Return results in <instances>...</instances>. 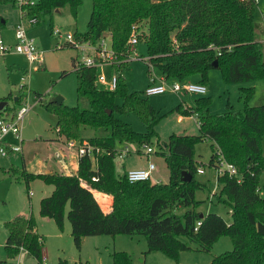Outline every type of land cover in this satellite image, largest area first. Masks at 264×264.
Here are the masks:
<instances>
[{
    "label": "trees",
    "instance_id": "16d2710c",
    "mask_svg": "<svg viewBox=\"0 0 264 264\" xmlns=\"http://www.w3.org/2000/svg\"><path fill=\"white\" fill-rule=\"evenodd\" d=\"M91 1L87 28L74 37L94 46L101 39H108L117 58L123 59L128 55L123 48L135 26L138 41L146 44L147 56H141V60L147 63L149 78L158 76L168 82L184 83L197 76V82L205 85L208 71L217 68L226 83L264 79V59L254 22L256 0ZM82 2L34 0L21 5V9L24 17H35L39 24L43 16L66 6L76 18ZM2 4L18 8L17 0H0ZM5 24L0 15V29ZM72 64L77 105L67 106L46 101L40 94L35 96L56 116L59 137L65 142L87 141L99 152L94 160L87 155L78 157V169L69 175L11 169L13 175L19 173L27 189L34 179L52 184V192L40 200V215L61 227L68 204L71 237L78 249L85 236L143 234L147 241L145 253L159 251L177 258L180 251L192 248L208 252L219 237L227 235L232 250L213 256L210 264H264V104H246L239 110L228 105L226 111L210 114L207 97L195 99L192 106L180 103L175 110L181 115H196L200 133H172L167 142L160 143L155 127L161 116L147 98L128 90L123 71L131 68V61L110 70L117 75V85L112 90L97 83V67H86L74 60ZM247 91L250 96L252 88ZM4 111L0 110V115ZM130 111L140 118L144 132L133 130L117 117ZM6 112L10 116L15 114ZM87 131L92 134H86ZM153 139L162 150L160 154L169 171L167 183L151 179L129 182L125 173L116 174L114 158L118 144L150 145ZM203 140L210 142L209 166L216 165L219 152L236 167L240 177V181L227 173L217 177L220 188L214 194L230 208L229 223L215 213L200 218L196 211L201 201L196 200L195 192L205 184L194 178L198 168L194 145ZM182 171L191 175L190 181L182 180ZM94 175L96 181L91 179ZM91 189L112 196L110 212L102 211ZM179 208L185 211L178 214ZM198 220L201 224L195 230ZM4 227L7 256L16 257L23 248L41 264L44 242L36 231L34 216L17 215L4 222ZM112 264H132V260L125 251H113Z\"/></svg>",
    "mask_w": 264,
    "mask_h": 264
},
{
    "label": "rangeland",
    "instance_id": "374dc122",
    "mask_svg": "<svg viewBox=\"0 0 264 264\" xmlns=\"http://www.w3.org/2000/svg\"><path fill=\"white\" fill-rule=\"evenodd\" d=\"M91 10L92 1L83 0L76 18L72 16L66 6L43 16L39 24L31 28L29 35L34 38L39 50L43 51L42 64L38 67L37 64L31 68L27 59L23 55L15 53L14 50L0 56V99L6 98V106L2 108L3 111L13 113L26 103L32 105L21 123V151L10 152L5 156L0 155V261H3L4 264H16V257H8L4 249L6 230L3 223L18 214L16 212L20 210V205L23 202L26 209L33 212L37 228L43 234L45 256L41 264H59L60 261L64 264H112L113 251L127 252L131 257L132 264H210L213 256L232 250L229 236L219 237L208 252L192 248L180 251L177 258H170L159 251L144 254L147 250V241L143 234L85 236L82 237L78 249L71 237V226L67 218L68 204L64 209L61 227L54 220L43 218L44 216L39 213L40 200L52 192V184L45 183L41 179H34L29 182L27 189L19 173L13 175L11 171V169L13 171L21 170L23 160L33 167L36 166L37 161H40L41 164H47L48 168L57 170L55 158L57 148L68 153L76 152V149L69 146L64 138L58 136L55 127L56 116L48 111L35 95L45 96L46 101L60 96L63 99V104L77 105L76 75L72 63L73 60L76 63L77 60L82 59L86 53L77 47L74 48L63 43L67 33L75 35L76 32L83 33L86 30ZM0 15L6 19L5 27L0 33L7 42V40H12L13 24L18 19L19 13L10 4H2L0 5ZM23 22L28 24L26 19ZM254 22L264 59V0H256ZM51 27L59 29L60 34H52ZM58 43L63 45L57 46ZM137 52L139 56H147L144 42H139ZM104 72L108 75L110 68H106ZM123 75L127 79L128 90L147 98L157 115L161 116L155 127L160 143L167 142L172 133L188 135L200 133L196 115H181L175 110V107L180 103L183 106H192L195 99L202 96L207 97L210 100L208 106L210 114L222 113L227 110L228 105L239 110L246 104L248 106L264 104V79L256 77L253 80L226 83L217 68H211L208 71L205 94L181 92L180 96L172 92L146 96L144 90L149 83L148 68L147 63L140 58L133 59L131 68L124 70ZM190 81L197 82L198 77L193 76ZM248 88H252L250 96H248ZM15 97L19 101L14 100ZM6 111L3 114H7ZM179 116L182 119H179ZM117 117L129 123L133 130L145 131L142 121L133 111L118 114ZM86 134H92V131H87ZM7 142L12 145L17 144L12 137H8ZM152 142L150 146H152L153 152L148 158L136 153H129L122 160L115 157L116 174L121 173V162H124L127 168H140L150 161L157 167L151 174L152 180L167 183L169 171L160 154L162 150L155 145V139ZM123 145L118 144L116 149H122ZM129 147L143 149L142 146L134 143H129ZM210 155L209 141L203 140L194 145L197 165L204 169V173H195L194 178L205 184L202 189H197L195 192L196 200L201 201L196 211L203 215L218 214L229 223L231 222L230 208L218 201L214 194L218 193L220 187L215 168L209 166ZM11 164L15 167L18 165V169H10ZM261 182H264V174L261 175ZM28 190L32 193L31 195L28 194ZM184 211L185 208L177 209L178 214H182ZM24 260L25 264H40L27 253H25Z\"/></svg>",
    "mask_w": 264,
    "mask_h": 264
},
{
    "label": "built area",
    "instance_id": "2783aa9c",
    "mask_svg": "<svg viewBox=\"0 0 264 264\" xmlns=\"http://www.w3.org/2000/svg\"><path fill=\"white\" fill-rule=\"evenodd\" d=\"M34 0H17V10L19 13L20 20L14 26V39L15 43L11 46L8 45L4 39L0 35V56L5 55L10 50H14L16 53L23 55L30 67L33 65L42 64V50L35 44V40L28 33V28L35 25L37 20L35 17H24L21 9V5L30 3L32 4ZM24 19L27 20V25L24 24ZM52 34L59 35V29H52ZM63 44H68L74 48H79L81 51L85 52L86 55L82 57V59L77 60L78 64H81L86 67H97V75L96 80L101 86L107 89H114L117 85V75L110 71L107 75L104 71L106 68L113 69L114 65H119L122 62L132 61L135 58H144L139 56L137 52V45L139 44L136 27H132L131 34L123 48L124 51L128 53L127 57L123 59H118L114 51L112 50L110 43L107 39H101L98 46L92 45L90 42H81L77 40L74 35L67 33L65 35V41ZM62 43H58L57 46H62ZM98 49V50H97ZM100 71V72H99ZM165 92H172L175 94H179L181 92L184 93H194V94H205L206 86L199 82H168L162 77L151 76L149 78V83L144 90V94L146 96L163 94ZM36 100V99H35ZM38 101V99L36 100ZM32 105L26 103L22 105L14 115L10 116L7 114L0 115V155L5 156L10 152H20L22 149V138H21V123L31 108ZM198 124V123H197ZM12 137L16 140L17 144L12 145L7 142V138ZM69 146L74 147L76 149L78 157L87 155L91 159L94 160L95 153L99 152V148L94 147L87 141H83L82 143H77L73 141L66 142ZM122 149H116L115 157L121 158L129 153H140L143 152L145 154H150L153 152V148L150 145L143 144L142 150L135 148L132 149L129 147L128 143L123 145ZM217 154L216 165L214 166L217 177L219 175H223L227 173L230 177L237 176V181H240V177H238L236 167L228 163L219 152ZM155 168L154 163H148L147 168H139V169H129L125 171V175L129 182H138L147 179H151V173ZM93 169H95V164L93 165ZM198 173H204V169L202 167L197 168ZM93 181L97 180V176L94 175L91 178ZM82 184H86V182L82 181ZM32 193L29 191V195ZM201 224V221L198 220L196 222L195 230ZM25 253L26 251L23 248H20L18 255L16 256V264H25ZM44 257V256H43Z\"/></svg>",
    "mask_w": 264,
    "mask_h": 264
},
{
    "label": "crops",
    "instance_id": "0c3cea01",
    "mask_svg": "<svg viewBox=\"0 0 264 264\" xmlns=\"http://www.w3.org/2000/svg\"><path fill=\"white\" fill-rule=\"evenodd\" d=\"M15 9V8H14ZM6 20V19H5ZM19 21V15H18V19L16 20V22L13 24V28H14V26H15V24L17 23ZM35 25H38L37 23L35 24ZM35 25H33V26H35ZM33 26H31V27H29L28 28V33H29V31L31 30V28H33ZM5 27V26H4ZM3 29V28H2ZM2 29H0V31L2 30ZM0 35H1V33H0ZM2 37V36H1ZM3 38V37H2ZM5 41V40H4ZM8 45H13L14 43H15V39H14V35H13V37H12V40H7V42H6ZM10 51H13V50H10ZM9 51V52H10ZM16 53V52H15ZM7 54V53H6ZM5 54V55H6ZM17 54H19V53H17ZM4 56V55H3ZM179 96H180V94H178ZM179 119H182V117L181 116H179ZM74 148V147H73ZM76 151V150H75ZM136 154H142V155H144V156H146L147 158L149 157V155L151 154H145V153H143V152H140V153H136ZM2 156V155H1ZM55 158H56V160H57V164H56V168H57V170L55 169V170H53L52 168H48V166H46L47 164H45V163H42L41 164V162L40 161H37V163H36V166L35 167H33V166H31L30 164H26L25 162H24V160H23V158H22V160H23V168H25L28 172H30V173H33V174H47V173H62V174H67V175H69V174H73V173H75L76 171H77V169H78V155H77V152H75V153H73V152H71V153H68V152H66V151H64L63 149H61V148H57L56 149V153H55ZM118 158V157H117ZM125 158V156L124 157H121V158H118L119 160H122V159H124ZM148 163H150V161H148ZM148 163H147V165H145L144 167H140V168H147V166H148ZM153 163V162H152ZM120 165H121V173H125V171H127V170H129V169H139V168H127L126 167V165H125V163L124 162H121L120 163ZM155 165V164H154ZM11 168H14V169H18V165H16V167L13 165V164H11L10 165V169ZM156 165H155V168L153 169V171L154 170H156ZM153 171H152V173H153ZM151 173V174H152ZM120 174V173H119ZM151 180H152V177H151ZM153 182H158V180H152ZM263 183V182H262ZM29 191L30 190H28V194H29ZM91 191H92V193H93V195H94V197H95V199L97 200V202H98V204H99V206L101 207V209H102V211L103 212H105V213H108V212H110L111 211V209H112V203H113V200H112V196L111 195H109V194H106V193H104V192H101V191H98V190H96V189H91ZM16 213H18V214H16L15 216H17V215H29V214H32L33 215V212L32 211H28L27 209H26V206H25V203H23L22 202V204L20 205V210H18V212H16ZM15 216H13V217H15ZM34 216V215H33ZM13 217H11V218H9V219H7V220H5L4 222H6V221H8V220H10V219H12ZM35 218V217H34ZM43 218H46V217H43ZM47 219H49V218H47ZM35 222H36V220H35ZM3 226H4V223H3ZM5 228V227H4ZM6 230V229H5ZM36 231L42 236V239H43V242H44V238H43V234H42V232H40L39 231V228H37V224H36ZM6 238H7V231H6V237H5V241H6ZM4 245H5V242H4ZM43 256H45V251H43ZM144 254H146L145 252H144ZM35 259V258H34ZM36 260V259H35ZM37 261V260H36ZM2 261H0V264H2L1 263ZM38 262V261H37ZM24 263H25V260H24Z\"/></svg>",
    "mask_w": 264,
    "mask_h": 264
},
{
    "label": "water",
    "instance_id": "95a60500",
    "mask_svg": "<svg viewBox=\"0 0 264 264\" xmlns=\"http://www.w3.org/2000/svg\"><path fill=\"white\" fill-rule=\"evenodd\" d=\"M214 66H216V62L213 63ZM14 100H17V97L14 98ZM62 97L60 96H56L52 101L56 102V103H62ZM6 105V101H0V110H2V108ZM182 175V180L183 181H190L191 180V175L185 171H182L181 173ZM199 217H203V214L200 213Z\"/></svg>",
    "mask_w": 264,
    "mask_h": 264
}]
</instances>
